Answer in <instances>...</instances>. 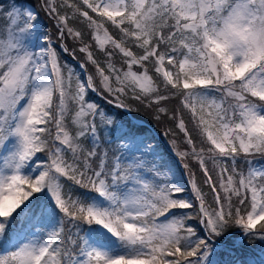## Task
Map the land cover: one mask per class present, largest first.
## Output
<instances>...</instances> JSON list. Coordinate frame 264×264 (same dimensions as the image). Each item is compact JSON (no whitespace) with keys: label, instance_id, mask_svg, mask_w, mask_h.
<instances>
[{"label":"snow or ice","instance_id":"obj_1","mask_svg":"<svg viewBox=\"0 0 264 264\" xmlns=\"http://www.w3.org/2000/svg\"><path fill=\"white\" fill-rule=\"evenodd\" d=\"M38 7L0 0V264H222L227 229L264 242V0ZM89 93L154 107L184 150L169 129L165 159Z\"/></svg>","mask_w":264,"mask_h":264},{"label":"trees","instance_id":"obj_2","mask_svg":"<svg viewBox=\"0 0 264 264\" xmlns=\"http://www.w3.org/2000/svg\"><path fill=\"white\" fill-rule=\"evenodd\" d=\"M39 0H18V3L25 5V6H35L37 11H39L38 7ZM73 2H79V0H73ZM91 14V13H90ZM41 19L40 24L46 28L52 27V22L44 16V14L40 13ZM74 27L78 28V30H81L82 32L88 33V30L85 25H81L79 23L73 24ZM110 32L112 29H109ZM84 39L88 43H92L91 35L86 34L84 36ZM71 47V42H69ZM59 51V49H57ZM93 51L94 53H97L98 50L95 49V45L93 44ZM77 57L80 60H83V56L80 53H77ZM61 59L62 61H67L69 65H71L75 70L79 69L77 67V61L74 60L71 56H69L66 53H61ZM114 62L116 63L117 67H120V58L119 56L113 57ZM103 66V65H102ZM150 74H151V65H149ZM92 69L89 68V72H91ZM89 99L99 104L101 107L105 109V111H109L111 113L117 114V119H121L123 121L130 122L133 125H136L142 134L147 135L150 138V142L156 146L157 152L160 153L165 159L171 158V153L168 151L169 149V142L174 138L172 134H169L167 136L164 135V133L171 129L173 133H175V140L178 145L179 150H184L185 145L183 143V133L179 131L178 128H176L175 124L170 121L166 116H161L160 120L155 119L154 113L155 108L149 109L145 107L143 104H140L136 102L133 99H128L126 103H128L134 111L130 112L131 116H128L127 112H124L123 110L115 108L113 105H109L107 101L102 97L98 96L95 93H89ZM178 106L177 99H173L169 104V109H175ZM72 113H70V116ZM186 122L187 117L185 116ZM38 156H42V154H38ZM191 167L193 171L196 172V177L198 182H201L203 177L201 173L197 170L195 162L191 163ZM209 168H211V164H209ZM215 180V177H214ZM71 182H69L70 184ZM73 190L76 194H79V189H77L75 186H73ZM203 190L208 193L207 199L209 202H211V192L208 189L207 185H204ZM199 231V230H197ZM238 227H231L227 229L224 236L220 237L215 242H225L223 247L218 248L219 256L218 259L221 260L222 264L226 261H230L233 259V256L229 254V250H231L232 253L235 254V256L239 259H244L246 257H259V253L261 252V249H264V242H261L260 240H253L248 241L245 239L242 242H238ZM231 240L234 241V243L237 245V247L233 248L232 246L227 245V242H230ZM233 243V244H234ZM215 246V244H214ZM257 264H259L257 260Z\"/></svg>","mask_w":264,"mask_h":264},{"label":"rangeland","instance_id":"obj_3","mask_svg":"<svg viewBox=\"0 0 264 264\" xmlns=\"http://www.w3.org/2000/svg\"><path fill=\"white\" fill-rule=\"evenodd\" d=\"M29 7H31V6H29ZM6 23H7L6 20H4L3 18H0V30L3 29V27L6 25ZM75 71H76V72H80L81 70H80V69H76ZM239 234H240V232H239ZM238 239H239V235H238ZM237 241H238V240H237ZM238 242H239V241H238ZM233 243H234L233 240H231L230 242H227V244H228L229 246H232Z\"/></svg>","mask_w":264,"mask_h":264}]
</instances>
